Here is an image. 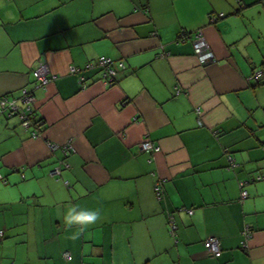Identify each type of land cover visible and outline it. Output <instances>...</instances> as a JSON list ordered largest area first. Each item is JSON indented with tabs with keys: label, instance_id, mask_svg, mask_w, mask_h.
<instances>
[{
	"label": "crops",
	"instance_id": "obj_1",
	"mask_svg": "<svg viewBox=\"0 0 264 264\" xmlns=\"http://www.w3.org/2000/svg\"><path fill=\"white\" fill-rule=\"evenodd\" d=\"M99 56L117 68L111 84L86 67ZM39 63L52 77L43 88ZM258 68L264 0H0V96L22 105L31 93L41 118L32 137L0 112V264H264ZM145 137L159 150H141ZM73 206L100 215L69 224Z\"/></svg>",
	"mask_w": 264,
	"mask_h": 264
},
{
	"label": "built area",
	"instance_id": "obj_2",
	"mask_svg": "<svg viewBox=\"0 0 264 264\" xmlns=\"http://www.w3.org/2000/svg\"><path fill=\"white\" fill-rule=\"evenodd\" d=\"M221 16V13L218 14ZM217 15V16H218ZM214 20V18L212 19ZM194 50L195 53L198 56L199 61L201 62H208L212 58L211 52L208 50L207 43L203 39L200 33L196 34V38L194 41ZM97 66L98 68L101 69V74L104 78V81L108 84H111L113 82L114 76L117 72V68L113 66V62L109 57L105 56H99L98 61L96 63L94 62H89L86 64V67H94ZM117 66L121 69L123 68L122 62H118ZM70 71L71 72H79L80 69L75 66H70ZM48 68L44 63H39L38 66L33 70V76L35 77V86L36 87H44L46 86L49 81L52 79L51 76L47 74ZM250 78L253 79L255 82L262 83L264 82V70L261 68L255 69L251 75ZM78 80L81 85H84L85 78L82 74L78 75ZM21 103L22 105H19L14 98H8L5 94L0 96V112L5 113L7 116L10 115H17L18 118L20 119L21 126L25 130L29 131V134L32 137H36L39 135V132L32 129L31 125V108H30V103L33 101L34 97L31 93H26L24 94L21 98ZM48 148L51 151H54L55 149H61L64 154H67L68 151H73L74 148L71 145L70 142H66L64 144H58V143H53V142H47ZM139 148L143 151H158L159 146L150 140L149 138L145 137L144 139L141 140L139 143ZM63 163V162H62ZM229 164L231 166H234L233 160L229 157ZM50 173L52 175L59 174L60 173V168L59 166L54 167ZM2 175L0 174V179H2ZM256 180H261L264 179V166H263V171L259 172V174L256 175L255 177ZM245 181H241V198H244L247 196V191L243 188ZM154 190L160 194V186L157 183L154 187ZM188 212H191V209H187ZM176 225L173 222V220H170V232L173 233L175 230ZM0 235H2V231H0ZM242 239L240 241V246L245 247L247 240L251 236V231L249 228L245 227L242 232ZM202 244L205 248V250L212 256L216 257L220 254L221 248H220V242L219 239L215 236H209L205 238L202 241ZM64 257H69V252L64 251L63 252Z\"/></svg>",
	"mask_w": 264,
	"mask_h": 264
},
{
	"label": "clouds",
	"instance_id": "obj_3",
	"mask_svg": "<svg viewBox=\"0 0 264 264\" xmlns=\"http://www.w3.org/2000/svg\"><path fill=\"white\" fill-rule=\"evenodd\" d=\"M100 215L99 209H80L77 210L75 206L68 208L65 213V221L69 224L80 223L87 224L95 222Z\"/></svg>",
	"mask_w": 264,
	"mask_h": 264
},
{
	"label": "trees",
	"instance_id": "obj_4",
	"mask_svg": "<svg viewBox=\"0 0 264 264\" xmlns=\"http://www.w3.org/2000/svg\"><path fill=\"white\" fill-rule=\"evenodd\" d=\"M262 83H264V82H262ZM30 108H31V106H30ZM31 114H32V116H31V123H32L31 127H32V129H34V130H36V131L39 132L38 129H40V127H41V118L36 116V114L34 113V110H33L32 108H31V113H30V115H31ZM15 115H16V114H15ZM19 121H20V119H19ZM20 125H21V122H20ZM30 136H31V135H30ZM71 152H72V151H68L67 154H69V153H71ZM65 167H66V164H65V163L59 165L60 173H59V174H55V175H53V176H55V177H59V176L61 175V170H62V168H65ZM51 175H52V174H51ZM2 179H3V178H2ZM2 179H0V181H1ZM174 223H175V222H174ZM174 232H175V230L173 231V233L170 232V223H169V233H170L171 235H174ZM220 248H221V247H220ZM63 252H64V251L61 252V257H62L63 259H65V260L68 259V258L70 257V254H69V257H64Z\"/></svg>",
	"mask_w": 264,
	"mask_h": 264
}]
</instances>
